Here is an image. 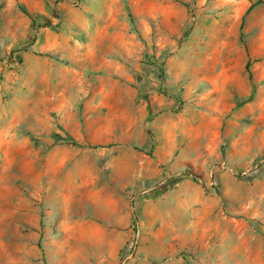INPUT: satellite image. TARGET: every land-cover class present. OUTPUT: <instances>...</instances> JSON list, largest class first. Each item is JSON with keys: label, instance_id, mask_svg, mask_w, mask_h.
Listing matches in <instances>:
<instances>
[{"label": "rangeland", "instance_id": "1", "mask_svg": "<svg viewBox=\"0 0 264 264\" xmlns=\"http://www.w3.org/2000/svg\"><path fill=\"white\" fill-rule=\"evenodd\" d=\"M0 264H264V0H0Z\"/></svg>", "mask_w": 264, "mask_h": 264}, {"label": "trees", "instance_id": "2", "mask_svg": "<svg viewBox=\"0 0 264 264\" xmlns=\"http://www.w3.org/2000/svg\"><path fill=\"white\" fill-rule=\"evenodd\" d=\"M21 10L28 16H30L29 12H27V10H25V8L21 7Z\"/></svg>", "mask_w": 264, "mask_h": 264}]
</instances>
